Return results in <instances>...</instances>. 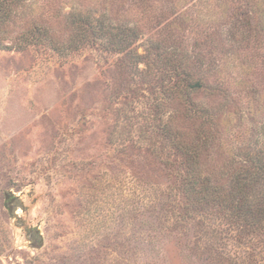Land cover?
<instances>
[{
	"label": "rangeland",
	"instance_id": "obj_1",
	"mask_svg": "<svg viewBox=\"0 0 264 264\" xmlns=\"http://www.w3.org/2000/svg\"><path fill=\"white\" fill-rule=\"evenodd\" d=\"M1 9L0 264H264V0Z\"/></svg>",
	"mask_w": 264,
	"mask_h": 264
},
{
	"label": "trees",
	"instance_id": "obj_2",
	"mask_svg": "<svg viewBox=\"0 0 264 264\" xmlns=\"http://www.w3.org/2000/svg\"><path fill=\"white\" fill-rule=\"evenodd\" d=\"M19 0H0V7H2V19L1 21H4V19L10 15L9 9L11 6V3H16ZM1 46V44H0ZM189 86L192 89H196L198 86H200L199 82H193L190 83ZM180 149H183L184 153L190 154L189 146L183 141L179 142ZM182 143V144H181ZM193 169V168H192ZM193 179V181L190 182V192L194 194L196 197V200H204L209 195H212L215 190H209L208 188H205L204 193H201V191L196 192L194 190V186L197 185V180H195V176L192 175L189 179ZM264 179V153L263 156H257L254 160L253 164H246L243 165V167L239 168V172L235 174L233 177V180L235 181L236 190L238 193H236L235 197L233 196L232 200L234 203H238L235 205L236 210H238L236 213L238 216L243 217V219L247 221H251V224L258 223L261 219L264 218V202L259 204L257 206L256 199L257 197L252 194V196L249 198L248 191L250 190V185L253 184L258 178ZM206 179L204 178V181ZM203 185L202 183H199ZM248 193V194H247Z\"/></svg>",
	"mask_w": 264,
	"mask_h": 264
}]
</instances>
